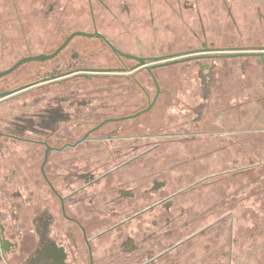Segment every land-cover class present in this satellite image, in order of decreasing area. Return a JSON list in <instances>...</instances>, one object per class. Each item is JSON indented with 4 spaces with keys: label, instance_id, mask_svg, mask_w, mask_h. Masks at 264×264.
I'll use <instances>...</instances> for the list:
<instances>
[{
    "label": "flooded vegetation",
    "instance_id": "obj_1",
    "mask_svg": "<svg viewBox=\"0 0 264 264\" xmlns=\"http://www.w3.org/2000/svg\"><path fill=\"white\" fill-rule=\"evenodd\" d=\"M222 12L229 0H0V264H222V205L195 199L206 177L164 171L194 160L163 142L205 134L204 111L168 131L158 105L186 68L208 88L222 36L240 37Z\"/></svg>",
    "mask_w": 264,
    "mask_h": 264
},
{
    "label": "rangeland",
    "instance_id": "obj_2",
    "mask_svg": "<svg viewBox=\"0 0 264 264\" xmlns=\"http://www.w3.org/2000/svg\"><path fill=\"white\" fill-rule=\"evenodd\" d=\"M229 11L222 12V23L228 32H240V37L232 32L230 36H222V50L264 47V26L260 25L262 21L257 16V13H264V0H229ZM213 62L215 67L207 80L208 88L203 90L206 97H202L204 92L199 88L201 80L196 77V69L185 67L192 76L178 80L175 104L169 106L170 97L165 95L158 102V105L168 107L163 114V123L168 124V131L176 130L172 121L176 117L184 125L179 127L184 132L191 128L190 121L197 119L195 113V116L192 113L187 115L190 106H199L204 111L203 122L192 130L206 131L205 134L195 132L197 135L183 137L185 141L193 139L187 144L181 142L180 137L167 138L163 142L166 151L178 150L183 155L190 147L194 160H168L164 171H168L170 176L179 174L181 185L206 177L200 181L202 186L197 190L200 194L195 199L207 200L208 204L219 202L222 205L219 214L225 210L233 211L231 215L234 216H227L226 224L222 226V264H264V131L259 130L264 128L261 68L254 59L248 58L224 57L209 62L210 66ZM219 129L222 134L217 132ZM177 138L179 143L172 142ZM15 179L19 183L21 198L25 200L28 191L23 189L21 182L26 179L21 173ZM10 184L7 182V187ZM11 188L15 189L14 186ZM219 214L211 213L209 219L213 220ZM25 215L26 211L23 212ZM226 227L232 229V239ZM251 233L256 236L252 238Z\"/></svg>",
    "mask_w": 264,
    "mask_h": 264
},
{
    "label": "water",
    "instance_id": "obj_3",
    "mask_svg": "<svg viewBox=\"0 0 264 264\" xmlns=\"http://www.w3.org/2000/svg\"><path fill=\"white\" fill-rule=\"evenodd\" d=\"M222 57H250L256 56L258 60L256 63L261 66L263 75H264V48H258L253 50H222ZM8 72V71H7ZM5 73V72H3ZM3 73H0L2 75ZM1 94L0 96H4Z\"/></svg>",
    "mask_w": 264,
    "mask_h": 264
},
{
    "label": "trees",
    "instance_id": "obj_4",
    "mask_svg": "<svg viewBox=\"0 0 264 264\" xmlns=\"http://www.w3.org/2000/svg\"><path fill=\"white\" fill-rule=\"evenodd\" d=\"M243 169V168H242ZM235 169H233L232 171H234ZM237 170V169H236ZM214 175V174H213ZM212 174L210 175V176H213ZM231 214H233V211H231V210H225V211H223V213H222V226L224 225V224H226L225 223V220H226V218H227V216L229 217V216H231V217H233L234 215H231ZM229 223V225L232 223L231 221L230 222H228ZM231 228H232V224H231ZM231 228H227L226 227V230L228 229V233L231 235V239H232V229ZM234 232V231H233Z\"/></svg>",
    "mask_w": 264,
    "mask_h": 264
},
{
    "label": "crops",
    "instance_id": "obj_5",
    "mask_svg": "<svg viewBox=\"0 0 264 264\" xmlns=\"http://www.w3.org/2000/svg\"><path fill=\"white\" fill-rule=\"evenodd\" d=\"M259 66V65H258ZM260 68H261V66H259ZM257 130V129H256ZM260 131H264V128H262V130L261 129H259Z\"/></svg>",
    "mask_w": 264,
    "mask_h": 264
}]
</instances>
